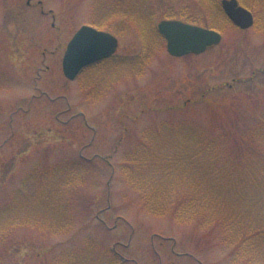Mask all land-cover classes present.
Instances as JSON below:
<instances>
[{
  "label": "rangeland",
  "instance_id": "rangeland-1",
  "mask_svg": "<svg viewBox=\"0 0 264 264\" xmlns=\"http://www.w3.org/2000/svg\"><path fill=\"white\" fill-rule=\"evenodd\" d=\"M26 1L0 0V203L19 189L34 191L37 172L80 162L85 169L68 206L71 231L45 241L36 230H14L6 248L10 262L49 264L87 242L114 247L135 262L129 264H229L216 232L148 216L120 173L121 162L162 122L208 127L212 117L225 120L231 112L245 117L238 124L264 121V34L224 28L219 46L182 59L169 57L160 39L135 65L120 59L141 54L137 31L145 23L137 1L148 6L154 25L175 16L207 26L214 19L203 3L103 0L93 16L97 0H32L31 7ZM241 2L259 3L260 13L258 7L253 12L264 20V0ZM95 22L117 38L116 60L67 81L61 68L66 44L80 25Z\"/></svg>",
  "mask_w": 264,
  "mask_h": 264
},
{
  "label": "trees",
  "instance_id": "trees-1",
  "mask_svg": "<svg viewBox=\"0 0 264 264\" xmlns=\"http://www.w3.org/2000/svg\"><path fill=\"white\" fill-rule=\"evenodd\" d=\"M203 2L220 16L218 0ZM247 8L253 12L256 7ZM258 18L257 14L255 26L262 31ZM207 26L218 29L213 23ZM140 27H144L142 33L137 31L141 54L129 60L135 65L144 63L161 39L151 17ZM223 117H212L208 127L193 122L160 123L143 134V142L122 160L120 173L148 216L216 232L219 243L229 250L230 264H264V121L251 118L238 124L245 117L236 112ZM67 165L55 167L57 171L49 175L35 173L40 181L35 182L34 191L28 195L19 189L6 204L0 203V264H12L6 248L16 229L36 230L45 241L71 231L68 206L76 197L74 188L83 185L80 178L85 168L81 162ZM32 179L33 174L26 180ZM49 264L129 263L122 262L113 248L84 242L53 256Z\"/></svg>",
  "mask_w": 264,
  "mask_h": 264
},
{
  "label": "water",
  "instance_id": "water-1",
  "mask_svg": "<svg viewBox=\"0 0 264 264\" xmlns=\"http://www.w3.org/2000/svg\"><path fill=\"white\" fill-rule=\"evenodd\" d=\"M221 9L227 19L239 29L246 30L253 25L250 12L239 7L236 0H223ZM157 30L166 42L167 53L176 58L189 54L199 55L221 41L220 34L215 31L178 21H162ZM116 48L117 41L109 34L83 27L66 47L62 59L64 77L74 80L83 68L110 58Z\"/></svg>",
  "mask_w": 264,
  "mask_h": 264
},
{
  "label": "flooded vegetation",
  "instance_id": "flooded-vegetation-1",
  "mask_svg": "<svg viewBox=\"0 0 264 264\" xmlns=\"http://www.w3.org/2000/svg\"><path fill=\"white\" fill-rule=\"evenodd\" d=\"M31 1H32V0H27V1L25 2L26 7H31ZM36 6L40 7V14H41L42 16L47 15V13H45L44 10L41 8V2H40V1H37ZM108 12L111 13V12H112V9H108ZM48 13L50 14V13H52V11H48ZM96 16H97V15H96ZM37 74L39 75V72H37Z\"/></svg>",
  "mask_w": 264,
  "mask_h": 264
}]
</instances>
